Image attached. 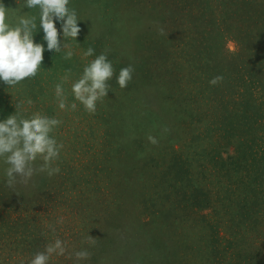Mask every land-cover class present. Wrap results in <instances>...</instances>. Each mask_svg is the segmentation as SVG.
<instances>
[{
    "label": "rangeland",
    "instance_id": "obj_1",
    "mask_svg": "<svg viewBox=\"0 0 264 264\" xmlns=\"http://www.w3.org/2000/svg\"><path fill=\"white\" fill-rule=\"evenodd\" d=\"M2 3L10 9V25H16L20 14H28L37 17L39 26L38 8H21L17 0ZM69 7L79 19L77 41L69 40V48L61 53L46 50L35 78L12 88L0 81V120L15 114L17 105L23 118L37 112L55 117L63 123L54 135L64 145L56 162L59 174L34 175L27 185L6 186V165L0 162V264H28L55 237L67 242L70 253H92L78 264H106L104 257L113 260L107 264H264V0H70ZM56 27L63 47L59 20ZM161 27L164 35L158 31ZM43 35L37 28L34 40L47 49ZM89 47L95 53L84 57ZM105 49L115 75L108 97L98 102L93 115L75 101L71 85ZM67 51L73 52L69 60L63 59ZM200 53L205 64L197 78L199 66L188 59ZM231 62L241 66L240 73L230 74ZM129 64L135 69L133 79L121 89L116 76ZM202 70L213 78L224 77L222 83L211 85L218 93L205 88ZM69 71L64 88L69 107L77 104L75 111L60 110L54 92ZM244 76L255 79L256 86L244 81L232 97L230 83ZM182 97L186 101L179 104ZM183 106L189 108L187 113ZM231 116L237 121V140L242 139L230 145L235 149L228 153L236 158V148L247 145L241 140L259 134L256 157L250 150L241 155L257 159L253 168L259 172L231 165L228 157L217 167L207 156L212 148L196 153L193 175L209 183L211 205L197 212L195 205L186 209L191 201L174 189L172 209L179 218L166 222L155 192L171 190L176 172L165 166L162 173H154L149 165L162 167L163 160L180 159L179 151H191L190 131L200 133L195 142L202 147L208 120L226 122ZM164 127L170 131L164 133ZM149 134L158 145L148 141ZM225 135L218 132L213 138L217 142L206 141L213 148H226L232 136ZM116 145L126 151L117 159L125 169L112 177L108 158ZM147 147L149 156L144 153ZM258 174L261 186L256 192L248 182ZM164 175L168 179L163 180ZM164 201L170 203L165 197ZM61 217L64 222L58 224ZM50 226H55V234ZM88 235L95 238V246L84 242ZM50 264L77 262L66 253L53 256Z\"/></svg>",
    "mask_w": 264,
    "mask_h": 264
},
{
    "label": "clouds",
    "instance_id": "obj_2",
    "mask_svg": "<svg viewBox=\"0 0 264 264\" xmlns=\"http://www.w3.org/2000/svg\"><path fill=\"white\" fill-rule=\"evenodd\" d=\"M17 3L21 8L39 9V26L36 23L37 17L28 14H20L16 25H10L7 22L10 9L0 0V81L9 88L17 86L26 79L35 78L42 67L44 52L47 50L61 53L69 48V40L77 41L81 31L77 12L69 7L70 0H23L22 5L21 0H17ZM57 20L62 24L63 37L66 41L63 47L56 27ZM37 28L43 29V40L47 42V49L43 43H36L34 40ZM158 31L161 35L165 34L162 27ZM108 51L105 49L86 64L80 78L71 85V93L75 101H79L89 114L96 113L98 102L102 103L111 89L109 81L114 77L115 69L108 59ZM94 53V48L89 47L84 52V57H91ZM72 56L73 52L67 51L63 59L69 60ZM134 71L131 64L120 69L116 82L121 89L126 88L132 81ZM70 75L69 71L61 78V82L55 85L54 92L60 110L77 109L75 102L71 103L70 107L67 103L64 84L69 80ZM223 80L224 77L218 75L209 83L216 86ZM15 107V114L0 120V162L6 165L4 176L6 186L9 188H14L17 183L27 185L34 175L40 173H46L49 177L59 174L60 168L56 166V162L64 148L63 143L58 142L54 135L63 123L62 120L39 112L33 113L29 118H23L18 115L19 105ZM162 131L167 133L170 129L164 127ZM147 139L153 145L159 143L151 134ZM63 222V217L57 221L58 224ZM50 227L55 234V226ZM84 242L95 246L96 240L88 235ZM66 253L70 259L74 258L77 264L90 259L92 255L87 249L70 253L67 242L55 237L42 251L36 252L28 264H50L53 256H65Z\"/></svg>",
    "mask_w": 264,
    "mask_h": 264
},
{
    "label": "trees",
    "instance_id": "obj_3",
    "mask_svg": "<svg viewBox=\"0 0 264 264\" xmlns=\"http://www.w3.org/2000/svg\"><path fill=\"white\" fill-rule=\"evenodd\" d=\"M64 54H65V52H64ZM160 55H163L165 57V56H167V53H161ZM200 55H202V56H200ZM200 55L199 54L190 55V58L188 59L189 64H196L197 66H199L197 78H199L200 74L202 73L201 68L203 69L204 68L203 66L205 64V61L203 60L204 54L200 53ZM188 63L186 62V64H188ZM251 63H252L251 61L247 60L246 66H249L252 69L251 71H253V67L251 66ZM230 64L232 65V67L231 68L229 67V69L227 68L228 71H230V74L235 73V72L240 73L241 66H237L232 62ZM211 74L212 73L207 74L203 71V75H204L203 82L205 84V88H209L212 94H216L218 92H215L214 88H212V86L209 83V81L213 78ZM244 79L240 78L236 81V83L235 82L230 83L232 86V92H231L232 97L238 91L241 90L240 89L241 86H245L246 83L244 81L248 82L249 83L248 85H250L253 89L256 86L255 79L252 81L251 79L249 80L245 76H244ZM193 82H194V80L191 81L190 89L193 88V86L195 84ZM243 82L245 84H241ZM185 84H186V81H185ZM206 91L208 92V90H206ZM185 99L186 98L182 97V100L179 101V104L185 103V101H186ZM180 107L181 106H179V105L177 106L178 111L180 110ZM182 108H184L186 110V113L189 110V108H187L186 106H183ZM165 110L169 111V108L166 107ZM148 115H150V114L148 113ZM143 122H145V121H143ZM211 122H213V127H210ZM235 122H237V121L235 120V118L233 116H231V119H229L226 122H224L221 119L219 120L216 118L213 119V121L208 120V122H207L208 126H207V132L206 133H208L207 137L209 138V140H207L208 139L207 138V139H204L205 141H201L202 147H199V143L197 144L195 142V139L199 138L198 135L200 133L195 134L196 132L193 133L192 131H190V134L188 135V138L190 139L189 143L194 140L192 142V145H190V148H191V151L189 149L190 154H188L189 151L185 152L186 154L185 153L182 154L181 151H179L178 155L180 156V159L175 158L174 160H169V162H167L166 160H163L164 162H162V167H159L158 165H149L154 173L155 172H161L162 173V170L165 166H168V168L170 169L171 172H173V173H174V171L176 172L177 181H176V183H174V182L172 183V186H171L172 191L167 190V191H170V192H167L165 190L164 191L159 190L158 192L157 191L155 192L156 200L159 202L160 206H162L159 209V214L160 213H162V215H164V213L167 214L166 222H169V220L171 222H177L178 221L177 218H179V214L175 213V211L172 209L173 206L176 205V204L173 205L172 198H171V197H173L174 189L179 191L180 196H182L184 199L191 201L190 204H188V202H187L186 205H184L186 209H189L191 207V205L192 206L195 205V207L197 206V209H196V212H197L200 208L201 209H209V206L211 205L210 199H209V194H208V192L211 190L209 183H207V181L202 182L200 175L199 176L193 175V173L195 171L193 169V167H194L195 163L197 161H199V159L196 158V156H197L196 153L201 152L203 150L208 151L212 148L207 153V156L212 158V160L215 162L214 164H216L217 167L219 166L218 164H220V162L226 164L227 163V157H228L229 159H231V165H233L232 163H235L239 166L240 169H245V168L251 167L252 169L250 168V169H246V170L259 172V170H257L256 168H253V164L258 162V161H256L257 159H252V158L244 159L241 156L243 154H248L249 151H248V153H246L245 151L250 150V154H252L253 157H256L254 153L258 150L257 144H259V142L257 141V139L260 137L259 134L256 137H254L253 139L249 138L248 140H245V139L241 140L244 143H247V145H245L242 149H241V146H239V148H236V152H238V155L236 158H233L231 156V154L228 153L229 151H231V149H235V147L231 148L230 145L234 146L237 141L239 142V140L242 139V138H239V140H237L238 135H237L236 131L238 129H235V126L233 124ZM224 124H228L230 128H227ZM220 128H222V129H220ZM218 132H222L223 134H226L225 136H229V135L232 136L233 139L232 138L226 139V140H228V142H226L228 144V146L226 148H222V147L213 148L214 145L207 142V141H211V143L217 142L216 140H213V138H214V134H217ZM205 143H207V144H205ZM226 143L223 142L222 144L226 145ZM149 148L150 147H147L144 150V153L147 156H149L151 154L150 151H148ZM198 149H199V151H198ZM123 151H124V149H122V147H120L119 145H116V146H113V150L110 153V158H108V160L110 162V168H111L110 173H111L112 177H113V174L117 175L120 169H122V171H123V169H125V167L123 165H122V167H121V165L119 167L118 160H117V159H119V157H122L123 154L126 153V151L125 152H123ZM182 157H185V158H183L184 161L183 160L181 161ZM242 159L244 161H242ZM217 167H215V168H217ZM213 170H211V171H213ZM205 173H206V171L201 169V174L203 176L206 175ZM260 177H261L260 175L259 176L252 175L251 176L252 181L250 180L248 182L251 184L252 188L256 192H258V187L261 186V183L259 181L256 182L257 180L260 179ZM157 179H160V178L157 177ZM166 179H168V176L164 175L163 180H166ZM164 197L170 201L169 204H166V202L164 201ZM178 201H179V203H181L183 201V199L180 198ZM164 207H165V209H164ZM168 209H170L172 213H170V212L167 213ZM157 216H158V214H157ZM126 236L128 238H130V235H128V234H126ZM111 260L112 259H110V261H109V259H105V257L103 258V262H106V264L113 261V260L112 261Z\"/></svg>",
    "mask_w": 264,
    "mask_h": 264
}]
</instances>
